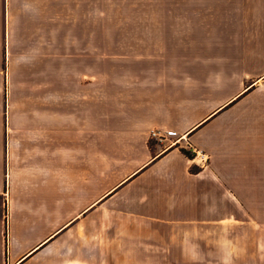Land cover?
Here are the masks:
<instances>
[{
  "label": "crops",
  "instance_id": "0c3cea01",
  "mask_svg": "<svg viewBox=\"0 0 264 264\" xmlns=\"http://www.w3.org/2000/svg\"><path fill=\"white\" fill-rule=\"evenodd\" d=\"M133 5L0 0V264H95L99 206L152 247L238 205L264 219V0Z\"/></svg>",
  "mask_w": 264,
  "mask_h": 264
},
{
  "label": "rangeland",
  "instance_id": "374dc122",
  "mask_svg": "<svg viewBox=\"0 0 264 264\" xmlns=\"http://www.w3.org/2000/svg\"><path fill=\"white\" fill-rule=\"evenodd\" d=\"M134 1L94 0L95 20H118L122 16L127 19L133 15ZM105 175L95 173V192L119 178L118 174H108L102 179ZM117 208L113 205L95 209V233L101 230L97 235L102 239L99 245V238L95 237V264H264V219H258L257 206L250 218L244 206L238 205L237 213L230 218L182 224L175 227L179 231L171 238L164 235L169 232L164 227L156 239L171 241L172 246L168 247L161 244L152 247L129 236L148 234L149 228L128 227L126 223L131 222L107 220L103 215L116 212ZM119 245L127 251L118 253Z\"/></svg>",
  "mask_w": 264,
  "mask_h": 264
},
{
  "label": "built area",
  "instance_id": "2783aa9c",
  "mask_svg": "<svg viewBox=\"0 0 264 264\" xmlns=\"http://www.w3.org/2000/svg\"><path fill=\"white\" fill-rule=\"evenodd\" d=\"M177 135V132L174 130H161V129H153L150 131V137L151 139L156 140L159 143H165L169 136H175ZM178 140H175L171 145L177 144ZM189 151L192 154V158L198 160V164L200 166H203L207 164L209 161V155L202 151L198 150L197 148H194L193 146H189Z\"/></svg>",
  "mask_w": 264,
  "mask_h": 264
},
{
  "label": "trees",
  "instance_id": "16d2710c",
  "mask_svg": "<svg viewBox=\"0 0 264 264\" xmlns=\"http://www.w3.org/2000/svg\"><path fill=\"white\" fill-rule=\"evenodd\" d=\"M188 156L192 157V154L190 153V151H184Z\"/></svg>",
  "mask_w": 264,
  "mask_h": 264
}]
</instances>
